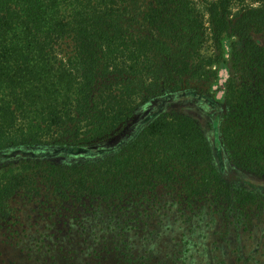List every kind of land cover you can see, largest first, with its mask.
Returning a JSON list of instances; mask_svg holds the SVG:
<instances>
[{"label": "trees", "instance_id": "1", "mask_svg": "<svg viewBox=\"0 0 264 264\" xmlns=\"http://www.w3.org/2000/svg\"><path fill=\"white\" fill-rule=\"evenodd\" d=\"M231 35L213 133L165 111ZM222 151L264 177V0H0V264H248L222 243L264 218V186Z\"/></svg>", "mask_w": 264, "mask_h": 264}, {"label": "rangeland", "instance_id": "2", "mask_svg": "<svg viewBox=\"0 0 264 264\" xmlns=\"http://www.w3.org/2000/svg\"><path fill=\"white\" fill-rule=\"evenodd\" d=\"M237 43L238 38L231 35V37L223 41V45L220 47L219 51L213 46L208 50L203 51L204 54H213L214 52H217L219 55H223V62L219 65L212 66L210 69L212 72H215V75L209 74V76L201 80L194 79L187 75L180 85L181 92L186 96L166 102L164 105L165 111L192 115L206 130L210 129V133H213L210 123H214L215 121L219 122L220 116H222L221 114L227 111L228 88L230 82L235 80L238 85L241 84V78L237 75L233 66V52ZM201 94L205 96L201 97ZM219 109L221 111H219ZM151 112L152 110L149 107L142 108L137 113V116L134 117V120H132L134 123L140 122ZM112 142H114V140H112ZM108 144L95 145V143H91L83 149H88V152L93 153L100 147H107ZM88 154L78 153L70 155V157L73 159L84 158ZM221 156L223 173L230 182L250 181L254 184L264 186V177L250 174L247 171H243V169L235 164H232L227 158L226 152H223ZM8 163H10V159L0 157V172L6 169L5 166H7ZM253 222L256 225L249 228V230H245L242 226H231L229 228L230 233L227 235V240L222 243V252L226 255L224 258L228 259L230 263H232L231 261H234V253L231 251H234L233 249L237 248L238 258H252L247 260L248 264H264V218L262 220L256 218ZM208 241L209 240H206L207 243H210L212 239L209 242ZM203 256L200 253L190 262L192 264H206L205 257Z\"/></svg>", "mask_w": 264, "mask_h": 264}, {"label": "flooded vegetation", "instance_id": "3", "mask_svg": "<svg viewBox=\"0 0 264 264\" xmlns=\"http://www.w3.org/2000/svg\"><path fill=\"white\" fill-rule=\"evenodd\" d=\"M219 111H221L220 109H219ZM221 113V112H220ZM222 115V114H221ZM217 119H218V117H217ZM233 164V163H232Z\"/></svg>", "mask_w": 264, "mask_h": 264}]
</instances>
